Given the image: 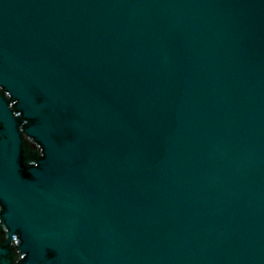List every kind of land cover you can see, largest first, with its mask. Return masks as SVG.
<instances>
[{
  "label": "water",
  "instance_id": "95a60500",
  "mask_svg": "<svg viewBox=\"0 0 264 264\" xmlns=\"http://www.w3.org/2000/svg\"><path fill=\"white\" fill-rule=\"evenodd\" d=\"M0 264H264V0H0Z\"/></svg>",
  "mask_w": 264,
  "mask_h": 264
}]
</instances>
